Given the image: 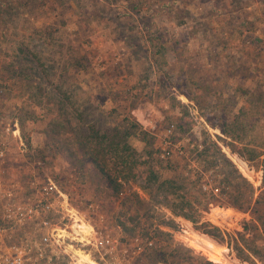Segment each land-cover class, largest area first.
Here are the masks:
<instances>
[{"label":"rangeland","instance_id":"374dc122","mask_svg":"<svg viewBox=\"0 0 264 264\" xmlns=\"http://www.w3.org/2000/svg\"><path fill=\"white\" fill-rule=\"evenodd\" d=\"M251 38L264 42V0H0V67L4 64L13 77L3 83L0 95V117L6 124L0 128L3 180L52 179L97 230L129 244L136 235L127 231L133 229L130 221H138L146 204L111 194L83 153L88 127L111 136L134 121L145 135L128 142L142 159L148 153L167 155L162 178L179 170L196 172L197 152L190 143L206 126L197 106L179 92L184 87L177 86L193 80L197 88L185 89L202 99L264 92V81L259 82L264 54L258 63L239 54L233 58ZM178 102L192 122L183 121ZM242 103L225 108L236 113ZM242 110L251 113L247 104ZM263 116H244L247 140L264 139ZM14 124L18 136L6 131ZM193 124L189 132L183 131ZM207 131L220 136L218 130ZM168 142H173L169 149ZM218 146L260 189L264 203L261 168ZM234 158L248 172L240 170ZM159 212L169 215L164 209ZM244 214L215 206L203 213L204 221L227 234L228 244L216 242L182 218L175 221L187 235L175 239L213 262L226 264L210 254L216 247L240 264H264V234L259 230V239L250 245L253 255L244 244L252 240L251 233L242 231ZM119 222L126 225L125 232ZM81 260L95 264L85 256Z\"/></svg>","mask_w":264,"mask_h":264},{"label":"trees","instance_id":"16d2710c","mask_svg":"<svg viewBox=\"0 0 264 264\" xmlns=\"http://www.w3.org/2000/svg\"><path fill=\"white\" fill-rule=\"evenodd\" d=\"M237 54L258 63L261 61V55L264 54V42L258 38H251L248 44L234 54V59ZM4 66L2 64L0 67L2 75L0 76V95L4 91L3 83L13 78L10 76L11 71ZM258 74L259 72L252 78L256 79ZM185 77L187 78L186 75ZM261 77L259 82L264 81V72ZM187 81L189 83L182 82L177 89L184 87L179 92L197 106L199 118L203 119L206 126L199 137L190 143L192 149L197 152L196 160L199 168L196 172L179 170L162 178L160 170L166 165L164 161L167 155L161 153L154 156L148 153L146 158L142 159V156H139L128 142L130 137L145 135L134 121L111 136L99 132L94 127H88L89 134L81 146L86 160L100 174L113 196L123 200L131 196L137 202L146 204L144 212H141V221H139L140 218L136 221L135 217H132L130 222L133 229L127 230L126 225L119 222L123 232L127 230L130 233H136L133 238L138 237L142 243H149L133 264H222L209 260L204 253L186 247L184 243L175 239L176 235H187L185 229L175 221V218H182L191 222L195 230L210 236L216 242L228 244L227 234L224 231L203 220V213L209 210L210 206L232 208L249 213L251 219L242 226V231L244 234L251 233V242L244 244L253 255L256 252L250 245L255 242L254 240L259 239V230L264 234L262 192L242 176L218 146L219 142L229 150L224 149L230 155H237L244 161L256 163V166L262 170L260 188L264 189V139L262 138L263 140L259 142L247 140L248 135L245 133L247 122L244 120V116L249 114L264 115V92L250 94L249 97L244 92L241 95L233 93L227 100L220 97L202 99L194 97L191 91L186 90L191 86L193 88L198 86L193 80L187 78ZM239 101H243L242 106L247 104L251 113L244 112L242 106L236 113L226 110L225 107L228 105L237 107ZM222 104L224 108H219ZM177 105L182 107L183 121L187 119L185 121L192 122L191 118H187L188 110L181 106L180 102ZM192 126L194 124L183 131L189 132ZM208 128L218 130L220 136L209 134ZM182 129L184 128L181 126ZM212 136L218 142L213 140ZM172 143L168 142L167 149L173 145ZM212 168H216V172H212ZM207 175L209 179L204 183L209 185L210 189L203 190L202 181ZM133 186H136L137 190L132 191ZM139 193L147 197V200H140ZM159 209L166 210L169 215L159 212ZM242 234L237 233L238 237L243 236ZM238 252H241L240 248Z\"/></svg>","mask_w":264,"mask_h":264},{"label":"built area","instance_id":"2783aa9c","mask_svg":"<svg viewBox=\"0 0 264 264\" xmlns=\"http://www.w3.org/2000/svg\"><path fill=\"white\" fill-rule=\"evenodd\" d=\"M4 125L0 117V128ZM13 127L6 131L18 136ZM4 150L0 144V163ZM244 215L248 222L249 213ZM147 245L138 237L122 244L117 235L97 230L52 179L3 180L0 171V264H85L81 256L95 264H132Z\"/></svg>","mask_w":264,"mask_h":264},{"label":"bare ground","instance_id":"6f19581e","mask_svg":"<svg viewBox=\"0 0 264 264\" xmlns=\"http://www.w3.org/2000/svg\"><path fill=\"white\" fill-rule=\"evenodd\" d=\"M234 161L240 170H242L243 172H248V170H247V168L243 162L238 161L235 158H234ZM210 254L214 258L224 261L226 264H240V263H238V261L231 260V259H228L227 257H225L224 254L222 253V251L217 249L216 247H214L213 251L210 252ZM86 258H88V257H86Z\"/></svg>","mask_w":264,"mask_h":264},{"label":"water","instance_id":"95a60500","mask_svg":"<svg viewBox=\"0 0 264 264\" xmlns=\"http://www.w3.org/2000/svg\"><path fill=\"white\" fill-rule=\"evenodd\" d=\"M225 153V152H224ZM230 154V153H229Z\"/></svg>","mask_w":264,"mask_h":264}]
</instances>
